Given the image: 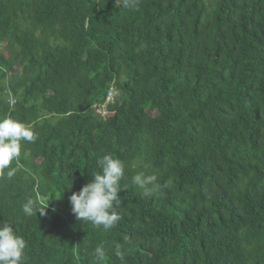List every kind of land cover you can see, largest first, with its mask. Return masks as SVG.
I'll return each mask as SVG.
<instances>
[{
	"label": "trees",
	"instance_id": "16d2710c",
	"mask_svg": "<svg viewBox=\"0 0 264 264\" xmlns=\"http://www.w3.org/2000/svg\"><path fill=\"white\" fill-rule=\"evenodd\" d=\"M5 117L37 134L0 175L24 264H264V0H0ZM105 154L125 165L107 230L69 200Z\"/></svg>",
	"mask_w": 264,
	"mask_h": 264
},
{
	"label": "clouds",
	"instance_id": "9594fccd",
	"mask_svg": "<svg viewBox=\"0 0 264 264\" xmlns=\"http://www.w3.org/2000/svg\"><path fill=\"white\" fill-rule=\"evenodd\" d=\"M125 6H128L127 3ZM8 95L9 103L13 106L15 99ZM11 99L14 100L13 104ZM36 139L37 134L30 126L9 117L0 119V175L12 178L21 166V142L35 143ZM14 162L15 167H12ZM98 167L100 171L92 175L94 180L79 193H73L69 200L71 211L78 221L90 222L107 230L114 228L121 219L116 206L121 202L118 193L121 191L120 181L124 178L125 165L121 159L105 154L99 159ZM156 180L155 175L145 176L140 172L133 176L132 183L143 189L144 196H151L156 189ZM47 210L48 207H38L33 199H28L22 207L27 217L37 213L46 215ZM25 249V239L16 233L12 225L6 222L0 224V264H24ZM95 252L97 259H104L102 247L97 246ZM117 255L123 260L118 249Z\"/></svg>",
	"mask_w": 264,
	"mask_h": 264
},
{
	"label": "built area",
	"instance_id": "2783aa9c",
	"mask_svg": "<svg viewBox=\"0 0 264 264\" xmlns=\"http://www.w3.org/2000/svg\"><path fill=\"white\" fill-rule=\"evenodd\" d=\"M10 102H11V104H13V103H14V100H13V99H11V100H10Z\"/></svg>",
	"mask_w": 264,
	"mask_h": 264
}]
</instances>
